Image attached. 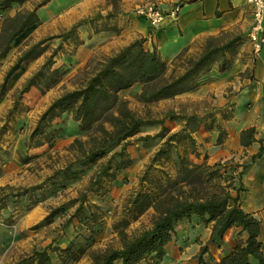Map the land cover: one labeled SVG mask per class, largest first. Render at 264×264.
Listing matches in <instances>:
<instances>
[{"label": "trees", "instance_id": "1", "mask_svg": "<svg viewBox=\"0 0 264 264\" xmlns=\"http://www.w3.org/2000/svg\"><path fill=\"white\" fill-rule=\"evenodd\" d=\"M25 1L28 0H0V9ZM48 2L50 0H41L32 11L19 12L3 20L0 59L18 35L27 27L38 24L37 11ZM87 23L94 26L93 19L80 20L63 39ZM103 30L94 29V32ZM47 40L49 38L32 45L22 54L7 73L2 92L6 82L17 70H23L43 53L41 45ZM240 41L239 34L222 31L204 38L197 53L184 49L168 61L155 48L145 49L144 39L137 38L108 56H92L78 74L77 87L54 99L40 115L25 141L27 149L51 143L64 130V116H69L77 134L87 135L88 145L81 148L80 154L64 168L55 171L44 184L36 185L23 194L42 190L47 184L48 188L63 189L66 183L78 179L86 167L104 160L86 190L93 195L104 196L108 192L105 183L115 186L120 174L133 162L126 152L128 141L145 127L160 126L155 135L136 139L146 148L157 145V149L139 175L137 187L125 200L120 221L113 226L120 246L92 253V264H159L165 255V246L175 232V226L184 220H194L209 229L207 242L200 246L194 256L196 264H264L261 222L240 205V193L243 190L241 178L247 166L233 163L232 159L208 164L206 157L202 162H194L192 158L198 160L200 157L193 138V133L199 127L195 116L178 117L172 112L167 113L165 119L178 118L183 122L179 130L169 132L163 120L138 116L129 109L127 101L118 96L119 92L133 85L140 86L136 98L143 104L192 92L199 87V79L213 67L220 73L229 68ZM79 44L80 41H77L75 46ZM59 48L27 79L20 95L33 87L43 92L57 82L59 70L52 69V66ZM57 120L59 123H55ZM217 141H221V134ZM255 141L254 128L241 131L242 147H248ZM74 142L81 144L77 139ZM258 142L259 151L251 157L252 161L264 153L262 140ZM78 202L69 221L76 219L86 229L89 234L84 239L88 242L87 246L67 244L57 258L58 263H54L52 256L43 249L34 250L11 264L77 262L94 242V235L104 218V211L99 206L90 205L86 194L81 195ZM149 210L152 211L149 226L136 234L127 235L124 230L128 223ZM52 217H47L45 222H49ZM230 229L236 230L235 243L219 261H215L209 246L219 247Z\"/></svg>", "mask_w": 264, "mask_h": 264}, {"label": "rangeland", "instance_id": "2", "mask_svg": "<svg viewBox=\"0 0 264 264\" xmlns=\"http://www.w3.org/2000/svg\"><path fill=\"white\" fill-rule=\"evenodd\" d=\"M40 1L28 0L25 3L26 8L21 11L33 9ZM110 2H115V0H110ZM137 6L133 9L135 14ZM162 11L164 13L163 9ZM119 13L117 8L107 3V0H53L49 8L42 13L46 19L45 22L27 29L21 38L10 46L7 55L0 59L2 61L0 62V67H2L0 69V98L5 93V99L9 105L8 108L0 111V264H11L30 255L34 250L43 249H46L52 256L54 263H58L57 258L67 244L72 243L74 247L87 246L88 242L84 239L89 234L86 229L79 225L76 219L69 221V217L79 205L78 199L83 194H86L90 205L101 207L104 211V218L100 229L94 235V242L87 247L86 253L77 262L70 264H92L90 260L92 253L120 246V239L113 231V226L120 221L125 200L137 187L139 175L157 149V145L146 148L136 139L145 135H155L160 130L159 125L143 128L139 134L128 141L126 152L133 162L120 174L123 177L119 176L115 186L109 182L105 183L108 192L104 196L100 197L86 191L104 160L86 167L78 179L66 183L63 189L48 188L47 184L42 190L23 194L24 191L36 185L44 184L55 171L64 168L78 156L81 148L87 147V135L77 134L76 130H73L69 116H64L62 127L64 130L62 129V133L51 143L27 149L25 141L50 103L64 92L77 87L78 74L85 65L76 72L66 70L64 67H67V59L76 50L75 44L80 39L79 34L85 40L91 36L94 29L118 31L117 28L123 20L118 15ZM83 19H93L94 26L91 27L87 23V28L79 32L76 30L64 40V35L69 33L71 27ZM230 32L240 35V44L247 42V34H242L240 30ZM111 36L108 34L103 40H99V46L110 41ZM48 38L49 40L41 45L44 49L43 53L27 68H23L22 64L23 70L19 69L11 76L2 92L5 77L10 68L17 63L29 47ZM57 47L60 48L53 58L52 66V69L59 70L60 77L57 82L43 92L33 87L31 88L33 90L30 89L20 95L19 92L27 79L40 69ZM92 56L98 58L106 55L96 48L90 58ZM139 92L140 86L133 85L119 92L118 96L127 101L129 109L138 116L151 120H163V125L169 132L179 130L183 124L178 118L176 120L165 119L169 112L178 117L195 116L199 126L204 124L207 127L216 121L217 110L212 106L213 100L209 99L210 96L198 99L184 93L173 98L143 104L137 101L136 96ZM57 121L55 123H59V120ZM75 139L81 144L74 142ZM192 160L200 162L194 158ZM232 161L238 163V161ZM244 200L245 197L241 193L240 205L247 211L248 206L244 204ZM250 200L253 199L247 198L248 204ZM151 212L149 210L136 220L130 221L124 230L126 234L130 236L147 228ZM50 215L53 217L49 222H45ZM183 222H187L189 228L195 221L184 220ZM260 222L262 248H264V226L261 220ZM199 226L198 233L202 237L207 227L203 224ZM192 228H194L193 225ZM235 235L236 230L230 229L224 235L219 247L209 246V252L215 261H219L224 253L234 245ZM189 252L191 253V250ZM183 264H196V262L194 257H190ZM251 264L257 263L252 262Z\"/></svg>", "mask_w": 264, "mask_h": 264}, {"label": "crops", "instance_id": "3", "mask_svg": "<svg viewBox=\"0 0 264 264\" xmlns=\"http://www.w3.org/2000/svg\"><path fill=\"white\" fill-rule=\"evenodd\" d=\"M145 1L149 0H107V3L118 9V15L123 18L118 31H93L85 40L79 34L80 44L67 59L68 65L64 68L76 72L86 64L96 48L108 56L137 38L144 39L145 49L155 48L164 60L169 61L184 49L197 53L204 38L222 31L240 30L242 34H247L252 24L251 8L246 0H152L161 6L165 15L158 27L151 28L143 16L133 13L134 7ZM26 2L28 1L13 3L0 9V29L5 18L23 12L21 10L26 8ZM52 2L50 0L37 11L38 24L45 22L42 13ZM175 4H179V11L174 19L168 13ZM38 24L27 27L10 46L27 29ZM85 28L87 24L78 27L77 32ZM105 34H111L112 39L99 46V40H103ZM9 51L10 48L7 53ZM199 81V87L187 95L198 99L210 96L217 114L213 125L205 127L201 124L193 133L197 152L200 154L197 161L202 162L206 157V162L213 164L232 159L238 161V164L246 165L241 178V193L245 197L244 204L248 206L246 212L258 217L264 226V153L254 161L251 159L259 151L258 141L262 140L264 144V49L255 54L248 42L239 44L236 55L225 72L220 73L213 67ZM5 96L4 93L0 98V111L9 107ZM248 128H254L256 141L248 147H242L240 133ZM220 134L221 141L218 142ZM247 198L253 200L248 204ZM192 225L188 228V223L182 221L175 226V232L166 244L165 255L159 264H183L194 257L200 246L207 242L209 229L200 237L199 224L194 222Z\"/></svg>", "mask_w": 264, "mask_h": 264}, {"label": "built area", "instance_id": "4", "mask_svg": "<svg viewBox=\"0 0 264 264\" xmlns=\"http://www.w3.org/2000/svg\"><path fill=\"white\" fill-rule=\"evenodd\" d=\"M251 8L252 24L247 33V42L253 53H259L264 49V0H246ZM179 11V4H175L169 9L168 15L176 18ZM136 14L143 16L151 28H156L164 18V13L160 5L152 0L145 1L137 6Z\"/></svg>", "mask_w": 264, "mask_h": 264}]
</instances>
